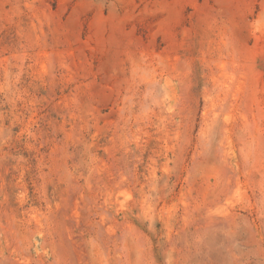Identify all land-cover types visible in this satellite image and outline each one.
<instances>
[{"label": "rangeland", "instance_id": "obj_1", "mask_svg": "<svg viewBox=\"0 0 264 264\" xmlns=\"http://www.w3.org/2000/svg\"><path fill=\"white\" fill-rule=\"evenodd\" d=\"M0 264H264V0H0Z\"/></svg>", "mask_w": 264, "mask_h": 264}]
</instances>
